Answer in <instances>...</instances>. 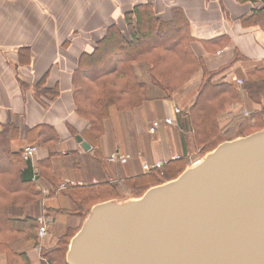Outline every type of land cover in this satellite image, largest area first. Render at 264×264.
Segmentation results:
<instances>
[{"label":"crops","instance_id":"0c3cea01","mask_svg":"<svg viewBox=\"0 0 264 264\" xmlns=\"http://www.w3.org/2000/svg\"><path fill=\"white\" fill-rule=\"evenodd\" d=\"M139 4H151L162 19H169L173 9L181 11L190 24L192 51L207 70L215 71L235 57L232 66L215 77L217 80L236 86V80H243L264 66V31L257 22L261 17H250L260 4H240L235 0H0V125L13 123L18 127L19 140L12 149L37 146L32 165L43 164L41 170L50 172L57 181L67 177L79 181L80 186L115 182L140 174L143 158L153 163L191 155L190 133L181 130L188 125L184 111L174 115L175 125L161 124L154 136L148 133L153 121L171 115L170 105H175L177 93L171 100L147 101L136 108L129 119L133 130L124 127L128 121L116 111L120 119L125 118L121 133L118 132L119 142L106 133L105 122L98 144L90 142L84 134L87 122L75 112L72 75L78 59L94 47L109 26L115 25L126 34L124 14ZM198 76L199 80L192 79L185 86H196L201 79ZM41 80L44 90L58 88L57 96L47 107L34 97V86ZM22 84L27 88L23 89ZM150 90L158 92L153 86ZM147 112L153 115L151 122H147L151 119ZM47 134H52L51 140L36 144ZM76 135L90 146L88 151L75 140ZM113 151L140 156L114 165L107 161ZM39 181V185L48 186L44 177ZM72 208L67 192L46 198L44 209L52 217L50 235L59 234L72 219L66 212ZM73 217L76 225L77 218ZM13 245L37 264L31 256V244ZM0 264H6L3 255Z\"/></svg>","mask_w":264,"mask_h":264},{"label":"trees","instance_id":"16d2710c","mask_svg":"<svg viewBox=\"0 0 264 264\" xmlns=\"http://www.w3.org/2000/svg\"><path fill=\"white\" fill-rule=\"evenodd\" d=\"M235 1L260 4V9H253L250 17L255 16L256 20L261 17L257 22L264 31V0ZM124 21L128 34L127 31L123 34L115 25L109 26L94 47L81 54L72 75L75 112L87 122L84 134L90 142L98 144L110 107L129 113L150 99L152 86L165 98H170L198 71L202 72V82L189 111H185L194 140L197 145L203 144L198 158L223 141L264 128V107L248 117L237 116V121L224 131L219 130L217 122V115L225 103H240L242 93L250 95L263 90L264 66L249 73L241 88L233 86L215 77L230 68L236 58L215 71L207 70L203 60L192 51L190 24L181 11L173 9L169 19H162L151 4H139L124 14ZM138 64L145 68L144 79L136 72ZM42 85L43 80L34 86V97L42 107H47L57 96L58 88L44 90ZM21 87L27 88L23 84ZM18 134V127L13 123L0 125V253L5 254L6 264H31L25 253L17 252L12 245L15 242L35 243L41 212L39 178L44 177L50 185L51 195L59 181L50 172L41 170L43 164L34 167L24 160L22 149H12L19 140ZM50 137L52 134L42 135L36 144L42 145L51 140ZM189 163L182 155L158 168L142 170L134 177L67 190L73 203L71 214H79L83 221L96 203L140 197L148 188L176 178ZM68 239L63 248H54L51 255L48 251L42 254L44 261L47 258L45 264H66Z\"/></svg>","mask_w":264,"mask_h":264},{"label":"water","instance_id":"95a60500","mask_svg":"<svg viewBox=\"0 0 264 264\" xmlns=\"http://www.w3.org/2000/svg\"><path fill=\"white\" fill-rule=\"evenodd\" d=\"M65 262L264 264V128L219 143L140 197L91 206Z\"/></svg>","mask_w":264,"mask_h":264},{"label":"rangeland","instance_id":"374dc122","mask_svg":"<svg viewBox=\"0 0 264 264\" xmlns=\"http://www.w3.org/2000/svg\"><path fill=\"white\" fill-rule=\"evenodd\" d=\"M126 31H127V34H128L127 28H126ZM234 58H232V59H234ZM136 72L140 75L141 78H143V79L145 78V76H144L145 68L142 65H139V64L136 65ZM198 75H201V79H200L199 82L197 81L198 83L196 84V86H193V85L192 86L189 85L187 87L185 86L192 79H193V82L195 81V79L199 80V78H198L199 76ZM202 78H203L202 72L198 71L194 75H192L191 77L187 78V80H185L184 83L179 88L176 89V91L174 92L173 96L176 95V93H177L178 98L175 100V102H176L175 105H174V103L173 104L171 103V105H170V111H171L170 113H171V115L170 116H166L163 120H157V122H159L160 125L161 124H165L164 121H165L166 118H172L173 123L169 124V125H175L174 115H178L179 113L181 114L183 111L185 112V111L188 110L189 106L191 105V103L193 102V100H194V98L196 96L197 89H198V87L200 86V84L202 82ZM247 80H248V76L245 77L243 80L238 79V80L235 81V83H236L235 85L237 87L241 88L247 82ZM189 88H191L190 91L188 90ZM182 89H184V91ZM173 96H171L170 98H165L164 95L161 94L159 91L156 92V93H152L151 92V97H150V99L148 101H152V100H156V99L157 100H159V99L171 100V98ZM244 101H245V105H244ZM169 102L170 101H168V103ZM263 107H264V88H263L262 91H260L258 93H251L250 95L246 94V93H242V98L240 100V103L236 104V102H233V101L232 102H227V103H225L223 108L220 109V111H219V113L217 115L218 128H219V130H223L224 131L225 128L229 127V125L231 123H234L235 121H237V119H236L237 116L239 117V116L243 115L244 117H248L253 110L254 111L255 110H260ZM110 108L111 109H110L109 113L111 112L112 114L105 121L106 133L112 135L114 142H119V136L121 134H119L118 132L121 133V127H122V124L124 123L125 118L128 121V123L124 124V127L125 126L128 127V130L132 129L131 122L129 124V119H131V114L135 111V109L132 110L129 113H123L122 112V114H124L125 118L124 119H120L119 118V114L116 112V110L113 107H110ZM174 109H178L179 112L175 114L174 113ZM150 113L151 112H147V116H149V118H151V119L147 120V122H151V120H152L153 115L151 116ZM154 118L158 119L159 117L155 116ZM140 125H143V124H140ZM160 125H159V127L157 129L160 128ZM252 125L253 124H250V126H252ZM149 127H148V133H149ZM182 128L184 130L183 129H181V130L184 133H188V132L190 133V139L192 141V144H191L192 145L191 155H189V154L183 155V158H185L186 160L190 161V163L188 164V165H190L191 162H194L195 160H197L196 158H198V156H200V153H201L200 151H201V149L203 147V144L197 145L196 141L193 138L194 131H193V128L191 127V124H188L186 127H182ZM187 129H188V131H187ZM157 131L158 130H156L154 133H149V134L151 136H154L157 133ZM145 136L147 138L149 137L147 134H145ZM119 153H121V152H119ZM128 154H130L133 158L140 156L139 153H137L136 156L133 155L132 153H128ZM178 157H182V155L174 156L172 159H175V158H178ZM144 160L149 165H155L157 163L163 165V164H165L168 161V160H166V161H162V162H158L157 161V162L150 163L149 161H147L146 159L143 158V161ZM118 165H120V164H118ZM65 180L70 181L71 183H73V185L69 186L68 188H66L64 190H58V188H59V186H58L56 189H54V195L57 194L58 192L59 193L67 192V190L70 191V190H72V188L75 189L76 187H80V185H77L78 183H80L79 181H76L74 179H70V178H67V177L62 179V180H59L58 185H60ZM44 183L49 186V184L47 182L44 181ZM49 188H50V186H49ZM50 191H52V189H49V193L47 194V196H44V194H42V193L40 194L41 197H40V204L39 205H40L41 210H43V211H41V215L42 214L49 215L44 210V207H45L46 198H49L50 195H51ZM71 211H73V208L72 209H68L67 210V212H68L67 214H68L69 217H72V219H69L67 221V224L61 229V232L59 234H55V232H52V234L50 235L49 232H48L49 225L52 223V217L50 215L51 221L45 227V234L43 236H40L39 235V228H38V230L36 231L35 243H33V242L32 243H26L27 245L28 244L32 245L31 247L33 248L34 252L31 253V256L34 255V261L37 264H45V261H47V258L45 257V261H44L42 259L43 258L42 254L45 253L46 251H48L47 254L51 255L52 252H55L54 248H56V247H58V248L62 247L63 248V244L71 236V234H73L74 232L76 233L77 229L80 228V226H81V224L83 222L82 219H81V216L79 214H76V213L75 214H71ZM73 216H76V218H77V224L76 225H75V223L73 224V221L76 222V220H74ZM70 239H68V243H69ZM24 244H25V242H24ZM43 245H44V247H43ZM12 246L15 249V245H12ZM0 255H3L5 257V254H3V253H0ZM25 255L30 260V258L28 257L27 253H25ZM5 260H7L6 257H5ZM30 262H31V260H30ZM31 264H33V263L31 262Z\"/></svg>","mask_w":264,"mask_h":264},{"label":"built area","instance_id":"2783aa9c","mask_svg":"<svg viewBox=\"0 0 264 264\" xmlns=\"http://www.w3.org/2000/svg\"><path fill=\"white\" fill-rule=\"evenodd\" d=\"M179 110L178 109H174V113H178ZM165 124L169 125L173 123L172 118H166L164 121ZM160 123L157 121H154L151 126L149 127V133H154L157 128L159 127ZM38 153V148L35 145H27L22 149V157L24 160L30 161L32 162L35 158V156ZM132 156L128 153H119L118 151H113L112 153H110L107 157V161L110 164H114V165H123L128 163L129 161L132 160ZM161 164H155V165H149L145 160L141 162V168L143 171H149L151 169L154 168H158L160 167ZM35 178H33L34 180ZM73 183H71L68 180H65L64 182H62L59 185L58 190H64L66 188H68L69 186H72ZM77 185H81V183H78ZM49 189L48 186H42L39 185L38 187V191L42 194H44V196H47V194L49 193ZM38 221L40 223V227H39V235L43 236L45 234V227L46 225L51 221V217L49 215H45L42 214L39 218Z\"/></svg>","mask_w":264,"mask_h":264}]
</instances>
